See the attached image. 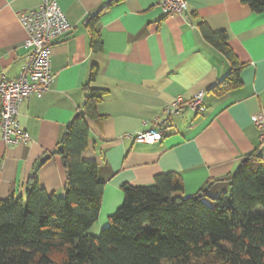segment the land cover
<instances>
[{"label": "crops", "instance_id": "1", "mask_svg": "<svg viewBox=\"0 0 264 264\" xmlns=\"http://www.w3.org/2000/svg\"><path fill=\"white\" fill-rule=\"evenodd\" d=\"M72 29L52 50L54 82L42 98L19 106L20 127L30 142L6 146L0 133V201L25 197L36 163L51 154L91 90L103 94L102 120L90 128L83 161L98 168L104 193L97 236L122 206L126 186H152L158 175L177 174L184 197L209 199L230 193V182L243 161L257 152L259 133L252 115L264 108V14L240 0H187L183 16L167 18L159 0H57ZM44 0H0V78H16L28 61V34L18 14ZM226 32L239 64L241 86L223 95L213 90L233 71L228 59L202 36L201 25ZM102 49L93 47V33ZM206 92V111L184 108L167 119L164 108ZM162 124L165 138L156 144L130 140ZM49 194L63 197L67 175L59 155L37 172ZM203 195V194H202ZM204 197V196H203Z\"/></svg>", "mask_w": 264, "mask_h": 264}, {"label": "trees", "instance_id": "2", "mask_svg": "<svg viewBox=\"0 0 264 264\" xmlns=\"http://www.w3.org/2000/svg\"><path fill=\"white\" fill-rule=\"evenodd\" d=\"M264 14V0H240ZM202 37L231 63L232 73L213 90L223 95L241 86L242 66L226 32L202 24ZM93 47L102 49L93 33ZM103 94L91 90L59 144L66 171L64 196L49 194L37 176L25 197L0 201V264H264V163L257 152L234 173L230 193L209 199L205 190L184 197L182 178L158 175L152 186H126L122 206L100 236L87 232L98 221L104 184L96 165L83 161L88 119L102 120Z\"/></svg>", "mask_w": 264, "mask_h": 264}, {"label": "built area", "instance_id": "3", "mask_svg": "<svg viewBox=\"0 0 264 264\" xmlns=\"http://www.w3.org/2000/svg\"><path fill=\"white\" fill-rule=\"evenodd\" d=\"M158 7L167 18L183 16L188 11V1L159 0ZM18 18L28 34L24 46L29 55L18 77L0 78V133L6 146L30 142L29 134L17 120L19 106L30 97L40 99L51 90L54 82L51 67L53 47L72 29L57 0H44L39 8L21 12ZM205 97L203 90L189 101L176 99L164 108L166 118L178 117L184 108L203 113L206 111ZM251 120L259 133V147L264 150V108L252 115ZM167 131V127L158 124L129 138L137 143L156 144L165 138Z\"/></svg>", "mask_w": 264, "mask_h": 264}, {"label": "water", "instance_id": "4", "mask_svg": "<svg viewBox=\"0 0 264 264\" xmlns=\"http://www.w3.org/2000/svg\"><path fill=\"white\" fill-rule=\"evenodd\" d=\"M80 115H84V112H83V111L79 112V113L76 115V117H79ZM62 150H63V148H62V146H60L59 148H57V150H55V151L52 152L51 154L44 155V157L41 158V159L36 163L35 167L33 168V169H34V172H33V174H32V177H35V176L37 175V172L39 171V169H40L43 165H45V164H46V163L52 158V156H55V155L60 154V153L62 152ZM246 160H247V159H245V160L243 161V163L246 162ZM240 167H241V166H240ZM240 167H239V168H240ZM199 196H200L201 198L203 197L202 194L199 195Z\"/></svg>", "mask_w": 264, "mask_h": 264}, {"label": "rangeland", "instance_id": "5", "mask_svg": "<svg viewBox=\"0 0 264 264\" xmlns=\"http://www.w3.org/2000/svg\"><path fill=\"white\" fill-rule=\"evenodd\" d=\"M208 203H210L211 205H212V207H214V204H212L211 202H209L208 200H206ZM109 225V224H108ZM108 225L105 227V228H102V230H104V229H106L107 227H108ZM93 228V227H92ZM92 228L91 229H89V231L87 232V235L88 236H91L90 235V230H92ZM102 230L100 231V233L97 235V236H93V237H98V236H100V234H101V232H102Z\"/></svg>", "mask_w": 264, "mask_h": 264}]
</instances>
